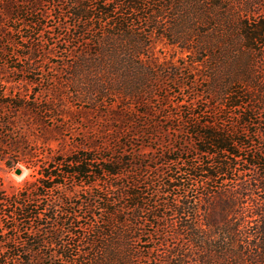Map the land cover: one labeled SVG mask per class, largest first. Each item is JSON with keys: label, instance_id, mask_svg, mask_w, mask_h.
I'll return each instance as SVG.
<instances>
[{"label": "rangeland", "instance_id": "374dc122", "mask_svg": "<svg viewBox=\"0 0 264 264\" xmlns=\"http://www.w3.org/2000/svg\"><path fill=\"white\" fill-rule=\"evenodd\" d=\"M121 1L106 0L115 9L113 15L124 20L131 30L126 36L121 34L111 40L106 32L99 35L101 31L97 29L103 28L104 23L94 21L87 26L84 38H77L81 30L70 27L77 25L71 15L74 0H0V20L6 36L0 37V80H6L8 84L4 86L17 96L26 91L35 94L36 107L41 108L42 101L54 111L52 120L42 118L36 122L29 113L23 125L20 120L17 123L26 131H22L26 160L34 161L45 154L46 162L59 176L55 182H61L47 192L38 183L37 167L20 165L12 170L0 162V194L19 204L28 197L33 214H40L44 220L43 205L54 206V220L48 228L59 230L65 226L69 230L64 240L70 244L68 256L72 263L53 255L45 237L47 230L39 227L45 221H23L17 216L19 205L15 203L0 206V254L12 246L27 249L30 245L25 241L32 238L30 232L39 230L37 236L44 241L40 256L44 257L35 258H40L41 264H90L103 241L100 232L116 227L120 218L131 223L130 213L111 215L107 211V200L113 199L114 209H127V198L117 197L120 186L121 192L132 181L146 187L142 190L146 209L164 200H175L182 193L164 188L170 176L182 180L189 195L195 197L216 186L192 172L213 160L194 151L191 126L212 122L228 132L241 130L239 111L223 107L225 92L244 90L242 82L249 68L247 55L240 51L237 0H228L218 8L212 1L199 0V5L184 4L176 12L168 7L160 10V4L155 2L134 12L122 8ZM83 4L94 5L86 1ZM6 5L18 12L17 21L13 20L17 16L12 19L2 13ZM88 12L94 18L101 17L97 10ZM159 15L163 22H157ZM41 36L48 43L41 45ZM96 36L102 48L93 46ZM39 46V51L34 52ZM109 47L113 51L107 52ZM11 53L30 56L34 71L21 74L11 68L27 63L25 59L10 62ZM22 78L34 83L19 81ZM102 88L109 91L102 94ZM255 98L243 96L239 101L254 109L250 124L245 127V139L239 143L243 158L235 163L239 173L233 180L251 178L255 170L245 165L244 158L264 150V100L255 102ZM45 139L50 140L47 146L43 145ZM162 154H166L165 159L171 154L173 161L161 162ZM78 156L92 157L94 166L121 160L123 164L115 163L114 167L129 174L118 178L101 174L99 179L91 177L81 182L78 177L63 173L67 168L59 165L60 160ZM246 168L249 170L243 173ZM233 184L232 181L226 185ZM61 200L69 205H61ZM65 211L71 215H63ZM159 216L162 219H143L139 227L131 226L142 238L135 244L136 249L146 252L144 248H153L160 241L177 242L174 216L168 210ZM68 218L73 220L70 224ZM8 257L6 253L4 258ZM97 260L102 264L100 255Z\"/></svg>", "mask_w": 264, "mask_h": 264}, {"label": "trees", "instance_id": "16d2710c", "mask_svg": "<svg viewBox=\"0 0 264 264\" xmlns=\"http://www.w3.org/2000/svg\"><path fill=\"white\" fill-rule=\"evenodd\" d=\"M84 1L94 5L86 7L83 4ZM99 1L74 0L72 3L73 13L71 15L77 25L73 24L70 27H73L75 31L81 30L77 33V38H84L88 33L87 26L93 21L98 22L99 25L104 23L103 28L98 25L99 29L97 30L101 31L100 36H103L105 32L111 40L121 34L126 36L131 28H128L124 20H120L116 15H113L115 9L110 7L106 0L101 3H98ZM111 1L113 3L116 0ZM202 1H212L215 8L221 6L222 3L225 5L228 3V0ZM121 2L122 8L134 12L142 11L145 5L152 2L160 4V10L168 7L171 10L173 9V12L178 11L184 4L185 6L190 4L199 5V0H122ZM195 7L199 9L198 6ZM91 9L97 10L101 17L94 18L91 16L88 12ZM1 10L2 13L9 15L12 19L17 16L13 20H18V12H15L10 5L4 6ZM237 15L239 17L237 19L238 36L242 43L240 51L247 55L249 68L245 80L242 82L244 90L225 92L223 107L239 111L238 118L240 119L241 130L236 129L235 132H228L212 122L191 126L194 129L192 134L194 135L192 138L194 139V151L213 160L211 164L205 162L200 169L196 168L192 172L194 176H202L206 182H212L216 186L207 190L205 194L199 196L197 194V197H195L193 194L189 195L188 188L180 182L182 180L170 176L168 182L163 184L164 188L179 189L182 190V193L175 196L177 198L175 200H164L158 206L148 209L144 207L143 197V191L146 187H142L140 182L131 180L132 182L127 183L128 186H123V192H121L120 186L117 189L119 191L117 197L118 199L123 196L127 198V202H130L127 209H114L115 199H113L112 201L107 200L109 205L107 211L111 215H114V213H121L122 215L125 212L130 213L131 223L125 218H120L115 222L116 227L100 232L103 241L100 242L101 246L96 249L95 256L93 255L90 264H98L97 257L99 255L102 264H264V150H259L254 155L246 154L244 158L245 165L255 170L251 178L247 180L232 179V177L236 178L238 172L236 161L243 158L239 143L245 139V127L250 124V116L254 109L247 105L244 106L239 101L243 96L251 99L256 97L255 102L260 99L261 102L264 100V2L262 3L260 0H237ZM158 18V23L164 21L162 16L159 15ZM147 19L149 20V18ZM1 24L2 20H0V37L4 38L6 36ZM149 37L150 34L147 38ZM40 41L42 42L41 45H44L49 40L41 36ZM93 43L94 47L102 48L98 36L93 38ZM39 48L41 47H35L34 52H38ZM106 51L113 50L109 47ZM29 52H33V50L29 48ZM14 56L15 59H13ZM23 59L27 62L24 66H11V68L21 74L33 72L34 65L30 56L11 53L8 58L13 63L24 62ZM261 75L263 78L260 79ZM24 79L22 78L19 81H27L30 85L34 83L32 80ZM5 83L8 84L6 80H0V162L12 170H16L20 165L37 167V174L40 176L38 180L40 187L47 192L52 191L61 185V182H55L59 176L52 170L53 166L50 162H46L45 154H41L40 158L36 157L34 161L26 160V141L22 135V131H26L25 129L22 130L23 127H18L17 123L20 120L21 125H23L24 119L29 113L36 122L41 121L42 118L52 120L54 111L49 106H44L42 101L39 102L42 105L41 108L36 107L35 94H33L34 97L26 91L17 96L9 91L10 88L4 86ZM99 91L106 94L109 90L102 88ZM252 92H255V94H252ZM134 103L137 104L138 102ZM262 135L264 136L263 132ZM49 143L50 140L45 139L43 145L47 146ZM165 155H161V159H159L161 162L169 163L173 161L170 159L171 154L167 155L166 159ZM126 162L131 163V160L127 159ZM115 163L120 166L123 161L117 159L109 165L101 166H94V159L87 156L59 161L61 167L67 168L63 173L73 178L78 177L84 183L91 177L99 179L101 174L112 178L129 174L120 167H114ZM248 170V168L244 169L243 173ZM48 181L51 183H47ZM232 181L234 183L233 187L226 185ZM93 183L95 182H88L87 185ZM30 187L36 189L35 185H30ZM29 200L28 197H25L19 204L14 201H7L3 198V194H0V206L6 207V205H13V203L19 205V210H16L18 211L17 216L21 217L23 221L44 220L40 214H33L32 204ZM34 202L32 201V203ZM60 202L61 205H69L64 200ZM53 209L54 206L49 208L48 205H43L41 212L45 214V223L39 225V227L46 228L47 245L54 252L53 255H57L63 261L69 260V263H72V259L68 256L70 244L64 240L65 235L70 233L69 230L65 226L59 227V230L48 228V226H51V221L54 220L55 212ZM166 210L176 220L177 230L174 235L177 242L160 241L153 248H144L146 252L136 249L135 244L141 241L142 238L131 230V226L139 227L143 219H162L159 213ZM63 215L68 216L71 213L65 211ZM67 221L70 224L73 220L68 218ZM38 233L39 230L30 232L32 238L25 241V244L29 243L30 245L27 249L19 250V246L7 247L5 252L0 254V264H15L16 262L20 264H41L40 258L44 256H40V253H42L41 248H44V241L42 236H37ZM6 253L10 257L4 258ZM35 255L40 258H35Z\"/></svg>", "mask_w": 264, "mask_h": 264}]
</instances>
